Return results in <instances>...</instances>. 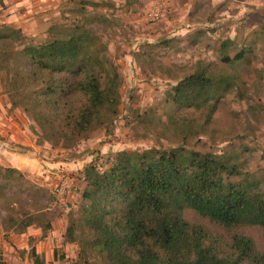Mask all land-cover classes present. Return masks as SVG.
I'll return each mask as SVG.
<instances>
[{"label": "trees", "instance_id": "obj_1", "mask_svg": "<svg viewBox=\"0 0 264 264\" xmlns=\"http://www.w3.org/2000/svg\"><path fill=\"white\" fill-rule=\"evenodd\" d=\"M79 5L84 22L50 27L43 43L24 45L19 29L0 27V71L18 91L11 107H21L41 138L62 149L96 130L110 132L121 105L122 79L108 46L87 27L86 8L107 4ZM93 21L108 19L97 14ZM244 53L223 54L221 62L232 64ZM233 82L211 66H197L166 92L172 109L166 123L151 109L140 122L161 128V138L187 143L208 133ZM14 173L21 175L6 169L1 177L11 181ZM82 181L81 204L64 233L78 246L72 264H264V192L238 152L202 153L183 145L124 150L104 170L85 166ZM46 219L40 213L15 222L18 232L36 224L45 235L51 229ZM251 231L262 234L261 245ZM30 257L45 264L34 249Z\"/></svg>", "mask_w": 264, "mask_h": 264}, {"label": "rangeland", "instance_id": "obj_2", "mask_svg": "<svg viewBox=\"0 0 264 264\" xmlns=\"http://www.w3.org/2000/svg\"><path fill=\"white\" fill-rule=\"evenodd\" d=\"M80 1L0 0V27L19 29L24 45L43 43L50 27L82 21L77 14ZM88 1L107 4L86 8L91 18L87 27L107 44L122 79L119 115L110 132L96 130L71 149L53 146L21 107H11L18 91L0 71V115L11 126L9 136L0 140L14 153L12 159L24 158L20 163L25 164L27 154L36 163L31 172L18 170L21 175L14 173L11 181L1 176L6 169H17L10 160L0 165V264H33L32 249L45 264H72L78 246L68 243L64 233L81 204L82 170L90 163L104 170L120 151L183 145L202 153L238 152L264 192V0H137L132 6L126 0ZM97 14L108 22L93 21ZM240 50L245 52L240 60L221 62L223 54L234 57ZM201 65L234 79L207 134L177 143L161 138V128L140 122L151 109L166 123L172 112L166 92ZM12 138L29 143L16 144ZM66 179L70 187L59 194ZM40 213L51 223L50 231L43 235L34 224L18 232L15 221ZM249 234L262 244L261 233Z\"/></svg>", "mask_w": 264, "mask_h": 264}, {"label": "crops", "instance_id": "obj_3", "mask_svg": "<svg viewBox=\"0 0 264 264\" xmlns=\"http://www.w3.org/2000/svg\"><path fill=\"white\" fill-rule=\"evenodd\" d=\"M0 116H2V115H0ZM9 131H11V126H10V124H8L7 119L2 116L0 118V136L7 138L9 136ZM12 140H14L16 144L24 145V144L29 143L27 141H23L20 138H12ZM5 143H6L5 139L0 140V165L8 164L5 162L10 160L9 161V162H11L10 164H13L12 166L15 167L17 170H19L20 172H31L30 168H32L36 165V163L34 162L35 156H28L27 154H25V156L30 160L26 161L28 163L21 164L20 163L21 161L22 162L25 161L24 158H22V160L21 159H12L10 154H14V153L7 148ZM29 145H31V144H29Z\"/></svg>", "mask_w": 264, "mask_h": 264}, {"label": "built area", "instance_id": "obj_4", "mask_svg": "<svg viewBox=\"0 0 264 264\" xmlns=\"http://www.w3.org/2000/svg\"><path fill=\"white\" fill-rule=\"evenodd\" d=\"M69 184L67 183V179L65 181H63L58 188V193L59 194H63L65 193V191H67L69 189Z\"/></svg>", "mask_w": 264, "mask_h": 264}]
</instances>
